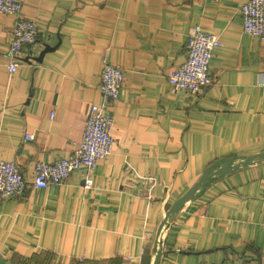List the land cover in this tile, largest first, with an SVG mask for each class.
Returning a JSON list of instances; mask_svg holds the SVG:
<instances>
[{
  "label": "crops",
  "instance_id": "1",
  "mask_svg": "<svg viewBox=\"0 0 264 264\" xmlns=\"http://www.w3.org/2000/svg\"><path fill=\"white\" fill-rule=\"evenodd\" d=\"M18 1L38 36L9 73L2 54L14 18L0 13V159L27 181L20 197L0 198V256L10 264H264V158L199 189L168 218L156 254L166 211L207 168L264 152V47L243 33L247 0ZM197 25L223 46L213 51L212 83L190 94L167 76ZM104 55L124 70L109 104L112 154L34 189L35 166L68 157L90 106L102 103Z\"/></svg>",
  "mask_w": 264,
  "mask_h": 264
},
{
  "label": "built area",
  "instance_id": "2",
  "mask_svg": "<svg viewBox=\"0 0 264 264\" xmlns=\"http://www.w3.org/2000/svg\"><path fill=\"white\" fill-rule=\"evenodd\" d=\"M0 13L14 18L8 49L2 54L6 69L12 74L20 67L24 50L36 44L38 27L35 20L22 14L18 0H0ZM239 13L243 33L256 37L264 47V0H247ZM222 46L217 35L197 25L186 38L184 62L172 69L167 76L169 84L185 93H200L212 83L209 68L213 51ZM123 85V68L104 55L101 58L99 85L102 103L90 106L81 141L68 157L39 162L35 166L31 181L34 189H46L83 168L93 170L100 160L112 154L114 140L110 130L113 116L109 104L120 98ZM50 118H53V114H50ZM24 138L32 141L33 136L24 134ZM26 188L27 181L19 166L15 162L0 159V198L20 197Z\"/></svg>",
  "mask_w": 264,
  "mask_h": 264
},
{
  "label": "water",
  "instance_id": "3",
  "mask_svg": "<svg viewBox=\"0 0 264 264\" xmlns=\"http://www.w3.org/2000/svg\"><path fill=\"white\" fill-rule=\"evenodd\" d=\"M257 158H264V152L249 156V157L239 161L236 164H233L232 161H228V162H226V163H224L218 167H216L215 165H212L209 168H207L206 171L199 178V180L196 183H194L166 211L164 218H163V220L159 226V229L157 231V235H156V254H157V256H159L161 253V246L160 245L162 243L163 229L167 227L168 218L171 215H173L178 210H180L186 202L193 199L199 189L205 187L207 184L211 183L212 181L217 179L219 176L224 175L225 173L231 172V171H233V170H235L241 166L249 165L252 161H254ZM0 264H10V263L0 256ZM156 264H158V257H157Z\"/></svg>",
  "mask_w": 264,
  "mask_h": 264
}]
</instances>
